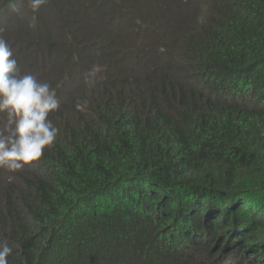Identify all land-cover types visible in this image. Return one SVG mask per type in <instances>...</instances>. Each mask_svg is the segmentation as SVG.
I'll return each instance as SVG.
<instances>
[{"label":"trees","instance_id":"1","mask_svg":"<svg viewBox=\"0 0 264 264\" xmlns=\"http://www.w3.org/2000/svg\"><path fill=\"white\" fill-rule=\"evenodd\" d=\"M0 36L60 100L0 169L8 264H264V0H0Z\"/></svg>","mask_w":264,"mask_h":264},{"label":"clouds","instance_id":"2","mask_svg":"<svg viewBox=\"0 0 264 264\" xmlns=\"http://www.w3.org/2000/svg\"><path fill=\"white\" fill-rule=\"evenodd\" d=\"M45 0H30L33 12ZM95 66L86 72L89 87H94ZM60 105L52 85L31 73H21L11 46L0 36V169L15 173L38 160L59 135L60 129L49 118ZM13 248L0 244V264H8Z\"/></svg>","mask_w":264,"mask_h":264}]
</instances>
